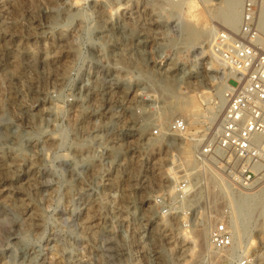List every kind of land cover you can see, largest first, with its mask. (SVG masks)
Segmentation results:
<instances>
[{"label":"rangeland","instance_id":"obj_1","mask_svg":"<svg viewBox=\"0 0 264 264\" xmlns=\"http://www.w3.org/2000/svg\"><path fill=\"white\" fill-rule=\"evenodd\" d=\"M213 3L186 16L189 29L227 28L213 14L223 12L228 0ZM169 4L0 0V264H207L206 239L196 255L184 234L201 227L191 221L185 228L183 218L165 216L154 205L155 195L172 184L170 171L179 158L194 159L193 138L210 137L215 122L207 119L209 107L224 85L210 42L193 51L207 34L198 32L192 42L180 35V18ZM164 67L166 75L160 73ZM141 72L152 82L139 77ZM155 75L165 79L166 89L153 83ZM87 83L97 86L89 93ZM146 92L151 97L141 99ZM185 92L197 115L158 116L172 96L182 101ZM110 110L121 121L112 135L120 140L122 156L110 160L107 150V159L97 158L88 140L86 147H73ZM141 115L154 118L143 134ZM178 116L191 121L192 137L147 140L151 129L167 127ZM102 128L104 135L108 130ZM203 187L199 200L217 210L234 202L207 178ZM259 200L263 215L264 196ZM208 213L199 208L195 217L209 219ZM248 232L264 264V226Z\"/></svg>","mask_w":264,"mask_h":264},{"label":"built area","instance_id":"obj_2","mask_svg":"<svg viewBox=\"0 0 264 264\" xmlns=\"http://www.w3.org/2000/svg\"><path fill=\"white\" fill-rule=\"evenodd\" d=\"M170 1L180 3L183 0ZM242 2L239 28L218 30L210 44V56L227 72L222 74L227 76V84L222 91L224 105L215 133L203 140L193 138L198 173L189 177L182 171V175L173 179L172 184L154 199L158 212L183 218L185 228L191 226V221L193 225L203 222V218L195 217L199 208L209 211L205 217L209 216L210 253L206 261L210 264H260L262 260L258 250L251 249L248 229L256 227L260 231L264 226V214L257 205L259 198L264 196V30L259 22L261 0ZM141 99L147 100L146 95ZM99 119L88 128L89 132H93ZM188 132V119L178 116L169 122L166 130L156 127L150 130L149 136H182L185 139ZM95 134L89 141L90 146L97 152V158L107 159L102 138ZM101 168L99 164L96 166L97 171H102ZM203 178L215 182L217 193L231 196L234 202L223 204L217 210L204 200L200 201L199 197L205 195ZM195 196L198 198L190 204ZM234 221L242 230L238 235L233 230Z\"/></svg>","mask_w":264,"mask_h":264},{"label":"bare ground","instance_id":"obj_3","mask_svg":"<svg viewBox=\"0 0 264 264\" xmlns=\"http://www.w3.org/2000/svg\"><path fill=\"white\" fill-rule=\"evenodd\" d=\"M170 1V0H169ZM171 4L170 7L172 8V10L176 13V15L180 18V22L176 25V28L178 29V32L180 33V35H185L186 39H188L189 42H192V38H194V36H197L198 35V32L196 29H189V23L187 22V15L190 16V15H193L195 14L194 13V9L198 6H200V4H204L205 6H211L213 5V0H183L182 2L180 3H173L170 1ZM242 5H243V2L242 0H228V4H227V8L221 12V13H215L213 14V17L218 20L219 22H221L224 26H226L228 29H231V30H237L240 26V23H241V13H242ZM259 17H260V26L263 28L264 30V0H261L260 4H259ZM202 26V25H201ZM209 26V25H208ZM199 29V28H198ZM218 30H221V29H218L216 26H211L209 28H202L201 31L199 32L200 35H206L208 36V39L206 40H202L200 42V44L198 46H192L193 47V51L195 53H198L197 52V49L203 47V44L205 42H210L211 44V41H212V38L214 36V34L218 31ZM116 40V39H115ZM118 41V39H117ZM181 43H183L181 41ZM123 45V44H122ZM104 47V46H103ZM140 50V49H138ZM209 51H210V46H209ZM212 57V56H211ZM213 58V57H212ZM214 59V58H213ZM214 61H216V63L219 64V62L217 60L214 59ZM220 65V64H219ZM170 67V66H169ZM221 67V66H220ZM163 68V67H162ZM161 68V69H162ZM166 67H164V69L161 70L160 73H162L163 75H166L167 72H169V70L165 69ZM222 69V67H221ZM182 70H184V73H188V70L186 68V66H183L182 67ZM156 71V70H155ZM226 73V71H224L222 69V73ZM150 73V72H149ZM183 73V74H184ZM139 77L141 78H144L146 79V81L148 83L152 82L151 81V77L150 75L146 73H139L138 74ZM154 75V74H153ZM152 75V76H153ZM173 75V74H172ZM175 75V74H174ZM166 77V76H165ZM168 77V76H167ZM175 77H177V75H175ZM182 76L179 77L178 75V79L181 78ZM196 78V76H193ZM174 79V78H173ZM176 79V78H175ZM174 79V80H175ZM224 80V85H222L223 87H219V91L218 93L216 92L215 95H216V98H217V102L216 104L213 106V107H209V116H207V119L210 120V122L212 124H214L212 130H211V135H213L218 127V119L220 117V113H221V110L223 108V105H224V101L222 99V91L223 89L225 88L226 84H227V76L223 78ZM155 84H159L165 88L167 85L164 84L165 82V79L162 81V79H157L156 78V75H155V80H153ZM171 81V80H170ZM180 81V80H179ZM184 81V80H183ZM94 82H97L94 81ZM163 82V84H162ZM89 86L87 87V91L89 92V90L94 87L97 86V84L95 83L93 86L91 83H87ZM223 84V83H222ZM86 84H83L82 86H85ZM152 85V84H151ZM168 85H169V82H168ZM177 85V84H176ZM82 86L79 88V91H78V94H79V97H81V89H82ZM157 88V86H155ZM154 87V88H155ZM160 87V86H159ZM171 87V86H170ZM90 88V89H89ZM167 88V87H166ZM165 88V89H166ZM162 89V88H161ZM159 88V90H161ZM175 89V88H174ZM158 90V89H157ZM156 90V91H157ZM173 91V89H171ZM177 90V89H176ZM92 91V89H91ZM162 92V91H161ZM167 92V91H165ZM170 92V91H169ZM206 91H202V93H204ZM90 93V92H89ZM154 93V92H153ZM159 93V92H157ZM164 93V91L162 92ZM142 94V93H141ZM147 94V95H146ZM146 99H149L151 97V94L146 92ZM161 94V93H160ZM159 94V95H160ZM187 93L185 92V96L183 99H186V100H183L182 101H172V97L170 99V101L167 103V104H164L162 106V109H160V111L158 112V116L165 118V116L167 115V111L168 112H171L172 114L174 113H179V114H185V115H197V113L195 112L196 109H195V102H194V99L190 98V97H187L186 96ZM144 101V100H143ZM207 101H209V99L207 98ZM146 103V102H145ZM171 114V115H172ZM169 116V115H168ZM152 117V116H151ZM167 117V116H166ZM185 117V116H184ZM80 119H85V118H80ZM78 120L76 122V124H74V126L72 127V132L74 134H77L78 133V130H79V124L81 122V120ZM153 120L154 118H150L149 115H144L140 120L139 122H141V124L139 125V133L140 134H143L146 132L147 129V124H149L150 120ZM188 119V118H187ZM100 120V119H99ZM196 120H194L193 122H195ZM120 118L118 117H114L112 115V110L109 111V115L105 117V120H100L99 123L95 126L93 132H89L87 130L86 134H85V137L82 138V139H76L75 138V142L73 143V147H78V148H82V147H86L85 145H87V140H88V143H89V138H93L94 137V133L95 136L97 137H100L102 138V145L104 146V150L105 152H107V150H110V155L108 156L110 160H115L117 159L119 156H122L121 153H122V146L121 144L119 143L120 140H115L114 138V133L115 132V127L120 123ZM152 122V121H151ZM188 123L191 124V121L188 119ZM110 124V129L108 130L107 133H105L104 135L101 134V128L103 127V125H108ZM167 127L165 126H162V129L163 130H166ZM189 136L191 135L190 134V130H189ZM113 134V135H112ZM172 137H176V138H182V136H172ZM186 137V136H185ZM149 141H153L154 143H156V138L155 137H151L149 136V138L147 139ZM187 148H183V151L184 152H187L186 151ZM91 149H88L87 151V155H86V164L90 165L92 160H93V155L91 154ZM180 160L178 162H176L174 164V166L171 168V171H170V174L172 175V179H176L178 177H180L182 174H179V172L183 171V175H187V176H196L197 173H198V167L197 165L195 164V161L194 159L191 158V156H188V155H185V156H182L179 158ZM129 174V173H128ZM127 174V175H128ZM118 176V175H117ZM114 178V177H113ZM128 178V177H127ZM120 179V178H119ZM115 183V182H114ZM124 189V187H123ZM123 192V191H122ZM198 197L195 196L194 198L191 199L190 201V204L193 203L194 201H196ZM6 199V198H5ZM4 199V200H5ZM263 200V199H262ZM24 205V204H23ZM6 206V205H5ZM20 206V205H19ZM11 207V206H10ZM21 208V207H20ZM26 208V206H25ZM13 211V210H12ZM31 215V214H30ZM34 216V215H33ZM36 222V221H35ZM204 222H207L209 223V219H205L203 220L202 223L198 224V225H193V226H198V227H201L200 229H191V230H187V233H184L185 234V237L188 238L190 240V242L193 244V248H195V252H196V255H197V251H199V247L201 248V245H200V242H201V239L205 238L206 239V249L208 252L207 254V257L210 253V246H209V243H208V231H209V228L204 226L203 223ZM32 226V225H31ZM203 226V227H202ZM233 230L235 231V234L238 235L240 234L241 230L239 229L238 227V224L236 221H234L233 223ZM253 235L249 234V237H248V240H249V243H250V246L255 242V239L252 238ZM152 238H153V235L151 236V241H152ZM261 239V236L259 237ZM203 241V240H202ZM198 250H197V249ZM197 250V251H196ZM202 251V249H201ZM207 264H210L209 261H207Z\"/></svg>","mask_w":264,"mask_h":264}]
</instances>
